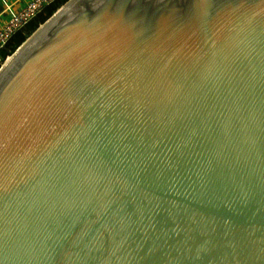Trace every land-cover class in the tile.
Wrapping results in <instances>:
<instances>
[{
    "label": "water",
    "instance_id": "obj_1",
    "mask_svg": "<svg viewBox=\"0 0 264 264\" xmlns=\"http://www.w3.org/2000/svg\"><path fill=\"white\" fill-rule=\"evenodd\" d=\"M0 64V264H264V0H66Z\"/></svg>",
    "mask_w": 264,
    "mask_h": 264
},
{
    "label": "trees",
    "instance_id": "obj_2",
    "mask_svg": "<svg viewBox=\"0 0 264 264\" xmlns=\"http://www.w3.org/2000/svg\"><path fill=\"white\" fill-rule=\"evenodd\" d=\"M65 1L66 0H54L49 4H46L21 28L13 32L7 39L3 47L0 49V61H2L7 55L11 54L16 49V47L22 41H24V39L29 36L40 23H42L48 16H50L55 11V9Z\"/></svg>",
    "mask_w": 264,
    "mask_h": 264
},
{
    "label": "built area",
    "instance_id": "obj_3",
    "mask_svg": "<svg viewBox=\"0 0 264 264\" xmlns=\"http://www.w3.org/2000/svg\"><path fill=\"white\" fill-rule=\"evenodd\" d=\"M52 1L54 0H26L20 8L12 11L8 19L0 26V49L13 32L21 28L28 20L38 13L43 6ZM2 61H0V64Z\"/></svg>",
    "mask_w": 264,
    "mask_h": 264
},
{
    "label": "crops",
    "instance_id": "obj_4",
    "mask_svg": "<svg viewBox=\"0 0 264 264\" xmlns=\"http://www.w3.org/2000/svg\"><path fill=\"white\" fill-rule=\"evenodd\" d=\"M26 0H0V26L8 19L12 11L20 8Z\"/></svg>",
    "mask_w": 264,
    "mask_h": 264
},
{
    "label": "bare ground",
    "instance_id": "obj_5",
    "mask_svg": "<svg viewBox=\"0 0 264 264\" xmlns=\"http://www.w3.org/2000/svg\"><path fill=\"white\" fill-rule=\"evenodd\" d=\"M9 60H10V56H8V57L5 59L4 63L7 62V61H9Z\"/></svg>",
    "mask_w": 264,
    "mask_h": 264
},
{
    "label": "rangeland",
    "instance_id": "obj_6",
    "mask_svg": "<svg viewBox=\"0 0 264 264\" xmlns=\"http://www.w3.org/2000/svg\"><path fill=\"white\" fill-rule=\"evenodd\" d=\"M5 61V60H4ZM3 63V62H2Z\"/></svg>",
    "mask_w": 264,
    "mask_h": 264
}]
</instances>
